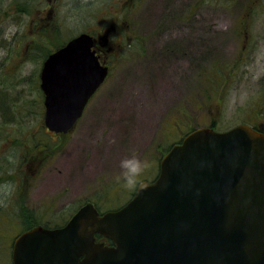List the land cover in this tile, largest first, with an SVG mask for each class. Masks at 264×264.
<instances>
[{
  "label": "rangeland",
  "instance_id": "1",
  "mask_svg": "<svg viewBox=\"0 0 264 264\" xmlns=\"http://www.w3.org/2000/svg\"><path fill=\"white\" fill-rule=\"evenodd\" d=\"M133 1L122 8L118 0H0V40H6L0 42V90L11 94L1 100L18 110L11 119L0 109V264L11 263L12 240L24 228L19 211L20 218L39 211L62 223L90 198L116 207L132 191L120 177L125 155L148 161L141 175L147 179L157 171L160 151L190 129L212 120L220 130L259 122L254 114L264 106V0ZM119 16L123 28L116 29ZM99 29H110L109 46L117 50L106 58L110 75L73 130L58 137L44 126L41 65L34 57L38 47L30 55L31 35L41 31L54 48L66 37ZM137 35L141 44L126 49ZM222 60L239 64L229 70L225 87L202 99L196 94L201 69ZM206 75L220 73L214 66ZM35 137L59 143L44 164V152L30 153Z\"/></svg>",
  "mask_w": 264,
  "mask_h": 264
},
{
  "label": "water",
  "instance_id": "2",
  "mask_svg": "<svg viewBox=\"0 0 264 264\" xmlns=\"http://www.w3.org/2000/svg\"><path fill=\"white\" fill-rule=\"evenodd\" d=\"M94 38L70 39L44 60L45 124L67 132L104 81ZM150 183V182H149ZM115 245L95 241V233ZM13 264H264V133L241 123L191 131L158 178L122 208L88 203L63 227L16 238Z\"/></svg>",
  "mask_w": 264,
  "mask_h": 264
},
{
  "label": "trees",
  "instance_id": "3",
  "mask_svg": "<svg viewBox=\"0 0 264 264\" xmlns=\"http://www.w3.org/2000/svg\"><path fill=\"white\" fill-rule=\"evenodd\" d=\"M204 1L205 0H202V2H204ZM226 2L227 3L228 2H232L233 3L234 0H227ZM23 5H24V3L20 4V9L24 8ZM128 8H130V7H128ZM248 14L250 15L251 13H248ZM247 15L245 14L244 17H246ZM121 18H120V22L117 21V20H114V23L117 24L119 27H122ZM59 19H61V18H59ZM117 19L119 20V18H117ZM60 25H61V27H65V26H63L64 25L63 23H61ZM37 33H38L37 35L34 34V33L31 35V36H33V38L30 39V41H32V43H31V46L29 48V51H30V55L33 56V52L34 51L31 50V49H35L36 47H38L37 48L38 52L35 51L36 53H35L34 57L36 58V56H39L40 65H42V62L47 57V55H49L57 47L62 46L71 37V36L70 37H66L67 39L65 38L63 43H60L58 46L53 48V47L47 45L48 42L45 39V37L43 35H41V31H39ZM124 33L125 32H123L122 34H124ZM42 34H44V33H42ZM124 35H127V34H124ZM128 35H130V34H128ZM245 36H247V35H245ZM125 37L126 38H131V37H127V36H125ZM142 39H143L142 37L137 35L132 42L127 43V41H126V45H127L126 49H128L130 47H134L135 43H140L141 44ZM3 41H6V40H4V38L2 37L1 40H0L1 44L3 43ZM39 50H41V52H39ZM241 59H242V57H241ZM238 64H239V61L237 60L234 65L229 66V64L226 63L225 60H222V61H215L212 64L203 67L201 69V71H200V74H199L198 78H197V79L200 80V82L197 83V87H196V89H197L196 91L197 92H196V94L200 95L202 99L203 98H208V99L209 98L210 99L213 98L212 96L215 95V93H217L218 91H220V89L225 87V84H226L227 80L232 76L233 73H231L229 70H231V69L235 70V68L237 67ZM214 66L217 67L218 72L220 73V75H218L219 78H215V77H211L210 78V77H208L206 75V73L211 68H213ZM229 67H231V68H229ZM1 89L4 90V88H1ZM3 90H0V107H1L0 109L2 110V114H6L8 116H11V119L15 118V112L17 113L18 110L13 108L12 104L8 103L7 100H3V101L1 100V97L3 98L5 96L4 97L5 99H9V95H11L9 92H6V89H5V91H3ZM197 100H199V99L196 98V101ZM3 103L7 104V105L4 106ZM254 115L259 118V120H258L259 122L256 123V124L250 123V122L249 123L252 126H254L255 128H257L259 130L260 129L263 130V128H264V116H262V115H264V106L262 107L260 112H257V114H254ZM9 122H13V121L10 120ZM211 126L215 127L214 120H212ZM35 138H33V140L31 141V143L33 144L32 150H35L34 152H37L38 150H41L42 152H44V154H45L44 159L48 155L50 157H52L54 152H55L54 148L58 147L57 145L59 143L52 144L50 141H48V140L46 141L43 138H38V137H35ZM16 143H18V142H16ZM38 144H41V145L39 146ZM26 146L29 147L28 144H26ZM25 153H27V152H25ZM28 153H29V149H28ZM27 156L28 155L25 154L24 157H27ZM24 159L25 158H23V160ZM29 159H31V160L29 161ZM26 160H27V162L28 161L32 162V163L35 162V158L32 159V157L30 158L29 156L26 158ZM97 198L99 199L98 196H97ZM21 216H22V214L19 212V216L17 215V220H18L19 223L22 224V227L26 226V228L31 227V226H33L35 224H39V223H43V224L48 226L50 224H53L54 223L53 221H57L56 219L54 220V218H52L50 215H48V217H49L48 219H44L45 216L43 215V212H39V211H37V212L27 211L26 214L24 215V218H20ZM65 220L66 219H63L64 222H65Z\"/></svg>",
  "mask_w": 264,
  "mask_h": 264
},
{
  "label": "clouds",
  "instance_id": "4",
  "mask_svg": "<svg viewBox=\"0 0 264 264\" xmlns=\"http://www.w3.org/2000/svg\"><path fill=\"white\" fill-rule=\"evenodd\" d=\"M148 167V161L135 153L125 155L119 162L120 177L125 186L133 191H140L146 188L150 183L141 180V175ZM10 186L5 185V191L10 192Z\"/></svg>",
  "mask_w": 264,
  "mask_h": 264
},
{
  "label": "flooded vegetation",
  "instance_id": "5",
  "mask_svg": "<svg viewBox=\"0 0 264 264\" xmlns=\"http://www.w3.org/2000/svg\"><path fill=\"white\" fill-rule=\"evenodd\" d=\"M118 2L120 3V6L122 8H126V5L128 4L129 0H118ZM191 13H192V7L190 8L188 14L190 15ZM105 15H107V13H105ZM121 17H123V16H119L118 18H121ZM112 27H114V28L117 29V27L115 25H113ZM109 31H110V29L109 30H106V32H105V30H101V29H99L97 31L96 30H92V33L97 37L96 40H95V49H96L97 53L99 54V56L101 57L102 61L103 62L105 61L106 63H108V60L106 59L107 56L108 55H110V56L111 55H114V53H112V51L114 50V47L113 46L105 47L106 37H105V40L103 41L100 38V36L104 32L106 33L105 35H108L107 33ZM157 173H158V171L156 173L154 172L153 173V176L150 179L153 180L156 177ZM130 192L128 193V197L126 198L125 202H127L131 198V196L133 195V193H134L133 190L130 191ZM92 201L94 202L95 200L92 199ZM95 203H96V201H95ZM13 205H15L17 207V204L16 203L13 204ZM10 208L12 209V208H14V206H10Z\"/></svg>",
  "mask_w": 264,
  "mask_h": 264
},
{
  "label": "bare ground",
  "instance_id": "6",
  "mask_svg": "<svg viewBox=\"0 0 264 264\" xmlns=\"http://www.w3.org/2000/svg\"><path fill=\"white\" fill-rule=\"evenodd\" d=\"M129 10H133L132 8H130ZM24 214H26L25 212H24Z\"/></svg>",
  "mask_w": 264,
  "mask_h": 264
}]
</instances>
